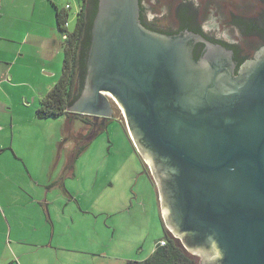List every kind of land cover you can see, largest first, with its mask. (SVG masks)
I'll use <instances>...</instances> for the list:
<instances>
[{
	"label": "water",
	"instance_id": "95a60500",
	"mask_svg": "<svg viewBox=\"0 0 264 264\" xmlns=\"http://www.w3.org/2000/svg\"><path fill=\"white\" fill-rule=\"evenodd\" d=\"M92 32L68 111L111 121L118 106L169 232L200 264H264V55L237 73L222 46L198 60L208 42L149 32L140 0H100Z\"/></svg>",
	"mask_w": 264,
	"mask_h": 264
},
{
	"label": "rangeland",
	"instance_id": "374dc122",
	"mask_svg": "<svg viewBox=\"0 0 264 264\" xmlns=\"http://www.w3.org/2000/svg\"><path fill=\"white\" fill-rule=\"evenodd\" d=\"M67 2L73 7L68 11V33H73L83 0H66L65 3ZM59 7L62 9L63 6L60 4ZM159 13V10L154 12L155 15ZM163 21L165 27H168V21ZM63 51L65 57V45ZM62 69L54 77H49V80L59 81ZM111 105L114 110L111 121L99 129L97 134L90 131L91 134L86 140L80 142L73 140H78L75 136L79 139L85 137L86 124L81 119H73L71 123L67 117L38 120L34 115L32 121L25 122L22 128L17 126L22 137L18 135L16 149L27 160L28 171L21 167H9L8 181L13 182V187L17 186L15 192L18 196L26 191L37 198L49 195L51 201L56 199L57 205H52V208H55V215L58 214L64 219L63 222L71 223L69 217L75 211L95 214L99 221L98 226L89 227L85 222L79 221L73 226L72 235H76L77 230L86 231L83 234L91 238L101 235L106 239L105 246L112 264L142 262L152 255L159 241L166 237L165 227L167 230L168 227L157 187L145 172L142 161L148 169L150 164L141 157L133 142L123 112L113 102ZM37 106L33 108L34 111ZM69 122V131L74 134H71L72 141H66L64 135L70 126ZM84 144H89L88 148L76 161L75 176H70L68 162ZM0 170L4 173V176L1 172L0 175L5 182L8 175L6 168ZM23 182H27V185ZM58 183H63L66 189L68 187L72 191L73 196L79 197L81 206L66 204L67 200L64 203L58 201V198L65 196L62 188L57 186ZM13 194L14 191L11 195ZM43 207V204L32 205L33 209ZM60 231L63 237L56 238L55 245L71 244L70 241L67 242L68 237H64L62 223L58 226L59 235ZM80 242L87 244L85 240ZM196 257L200 264V257Z\"/></svg>",
	"mask_w": 264,
	"mask_h": 264
},
{
	"label": "crops",
	"instance_id": "0c3cea01",
	"mask_svg": "<svg viewBox=\"0 0 264 264\" xmlns=\"http://www.w3.org/2000/svg\"><path fill=\"white\" fill-rule=\"evenodd\" d=\"M65 2L0 0V169L6 168L8 173L5 182L0 175V264H112L105 246L106 239L101 235L91 238L83 234L86 231L78 230L76 235H72L73 226L79 221L89 227L98 226L95 214L75 211L69 217L71 223L63 222L64 219L55 215V208H52V205H57L56 199L51 201L49 195L37 198L26 191L18 196L15 192L17 186L13 187V182L8 181L9 167H21L28 171L27 160L16 149L18 135L22 137L18 127L22 128L25 122L32 121L36 115L33 108L59 82L51 81L49 77L57 75L64 66L65 38L58 28L57 11H66L65 6L70 3ZM67 120L73 122V119ZM71 123L64 132L66 141H72V133H68ZM89 133L90 129L85 137ZM83 152L79 154L78 151L68 162L70 176H75L74 166ZM142 164L146 166L143 161ZM23 184L27 185V182ZM57 186L65 195L58 201L64 203L67 200L66 204L81 206L79 197L73 196L68 187L66 189L63 183ZM13 191L15 195H11ZM33 204H43L44 207L33 209ZM60 223L64 225V237H68V243L71 242L69 245H55L56 238L63 237L61 231L58 234ZM83 240L87 244L80 242Z\"/></svg>",
	"mask_w": 264,
	"mask_h": 264
},
{
	"label": "flooded vegetation",
	"instance_id": "af4514ba",
	"mask_svg": "<svg viewBox=\"0 0 264 264\" xmlns=\"http://www.w3.org/2000/svg\"><path fill=\"white\" fill-rule=\"evenodd\" d=\"M156 10L161 13L155 15ZM163 20L168 21V27ZM140 21L146 30L160 37L193 34L205 39L208 43L195 46L198 60L212 54V45L232 51L236 73L264 55V0H140ZM77 118L88 122L86 129L95 134L109 122L91 116ZM91 133L80 139L85 140Z\"/></svg>",
	"mask_w": 264,
	"mask_h": 264
},
{
	"label": "trees",
	"instance_id": "16d2710c",
	"mask_svg": "<svg viewBox=\"0 0 264 264\" xmlns=\"http://www.w3.org/2000/svg\"><path fill=\"white\" fill-rule=\"evenodd\" d=\"M99 4L100 0H83L78 13L77 26L73 33H68V29L65 27V23L69 20L68 11H65L66 13L57 11L58 28L63 36L67 35L64 41L63 74L53 90L37 107L36 117L39 120L61 117L78 119L77 115L70 113L68 110L80 98L85 87L88 76L89 53L92 45V31L99 11ZM198 58L196 55V59ZM82 122L89 124L83 120ZM70 129L68 128V133ZM88 145L84 144L80 148L79 154L86 150ZM145 172L156 186L147 167ZM165 230L166 237L159 241L156 250L147 260L142 262L130 261L126 264H199L198 258L185 248L181 240L169 232L166 227ZM163 241L166 242L165 246L160 245Z\"/></svg>",
	"mask_w": 264,
	"mask_h": 264
},
{
	"label": "built area",
	"instance_id": "2783aa9c",
	"mask_svg": "<svg viewBox=\"0 0 264 264\" xmlns=\"http://www.w3.org/2000/svg\"><path fill=\"white\" fill-rule=\"evenodd\" d=\"M51 1H55V0H51ZM71 8H72L71 5H67L65 10L68 11V10H71ZM69 26H70L69 20H67V22L65 23V27L68 29ZM64 38H67V35H64ZM160 245L161 246H165L166 245V242L163 241V242L160 243Z\"/></svg>",
	"mask_w": 264,
	"mask_h": 264
}]
</instances>
